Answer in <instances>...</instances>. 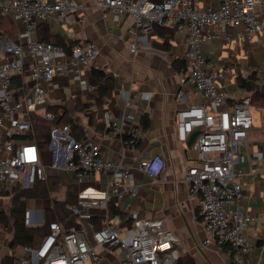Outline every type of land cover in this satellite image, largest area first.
I'll return each instance as SVG.
<instances>
[{"label":"built area","instance_id":"obj_1","mask_svg":"<svg viewBox=\"0 0 264 264\" xmlns=\"http://www.w3.org/2000/svg\"><path fill=\"white\" fill-rule=\"evenodd\" d=\"M102 17H132L131 52L138 40L153 32V27L175 28L182 43L186 71L179 81L175 100L181 105L174 116L179 143H187L196 133L185 155L190 161L184 181L191 193L199 196V207L207 234L204 243L224 249L230 264H243L252 247L246 232L251 217L240 206L242 184L236 166L239 148L253 127L250 97L233 103L226 100L227 69L222 64L209 67L202 50L211 41L229 42L225 29L236 30L235 39L242 41L256 35L264 38V0H95ZM84 10L72 1L0 0V14L19 23L22 30L17 40H3L0 60V196L3 192L28 189L46 179L44 150L34 142L16 139L31 131L30 115L46 103L47 86L56 77L73 73L81 89L87 81L79 77V67L88 66L98 56L93 42L74 44L69 53L60 46L34 38L37 27L49 19L66 20ZM59 55H64L58 59ZM28 75L30 84L20 88L17 100L13 78ZM192 87L195 104L184 105L185 85ZM40 115V114H39ZM49 122V140L45 149L49 168L62 170L75 181L95 174L112 172L110 195L101 199L79 200L66 208L74 216L77 229L65 231L49 223L47 233L34 247H24L20 264H113L114 253L120 264H177L180 252L177 237L160 219H134L130 227H119L117 217H109L108 203L133 199L138 194L129 169L121 162L103 156L100 145L92 140H76L69 126H60L58 118L43 112ZM134 117L123 116L109 124L110 132L121 137L126 147L137 143L140 128L132 127ZM264 128V121L260 124ZM108 134L103 138L107 139ZM195 155V156H193ZM138 169L156 178L164 169L159 155L142 159ZM13 186V187H12ZM6 192V193H7ZM105 212L101 228L90 230V212ZM23 222L28 227L43 225L41 210L26 209ZM5 264V263H0Z\"/></svg>","mask_w":264,"mask_h":264},{"label":"crops","instance_id":"obj_2","mask_svg":"<svg viewBox=\"0 0 264 264\" xmlns=\"http://www.w3.org/2000/svg\"><path fill=\"white\" fill-rule=\"evenodd\" d=\"M46 1L54 3L57 0ZM67 1L76 3L84 10V19L79 13L68 16L66 20L49 19L42 23L44 28L37 29L34 38L69 45L93 42L99 53L88 66L79 67V77L87 81L85 89H81L73 73L56 77L47 86L46 103L37 108L38 115L34 116L48 127L49 122L40 115L49 107L65 110L83 132L81 139L97 142L103 156L121 161L129 169L138 187V194L133 199L114 200L116 207L132 222L134 219L164 221L166 228L178 239L180 264H230V257L224 249L204 243L207 234L198 204L199 196L189 192L184 181L190 162L185 155L188 142L177 141L174 121L175 113L181 106L175 100V93L179 81L185 76L179 37L174 35L172 40H168V48L161 50L154 44L161 45L163 39L152 32L138 40L137 50L131 52L129 47L133 38L130 35V15L103 18L95 0ZM14 24L16 34L13 39L2 37L0 53L3 50L1 41L17 40V34L22 30L19 23ZM225 31L230 35L229 42L214 40L205 43L202 50L208 58L209 67L217 68L222 64L227 69L226 100L233 103L242 97L252 100L255 94L264 96V38L254 35L249 40L239 41L234 37L236 30ZM63 56L59 55L58 59ZM92 68L103 70L109 75L114 81V88L105 92L94 91L89 86ZM240 78L248 88L238 85ZM22 82L24 85L30 84L28 75ZM184 88V105L197 103L192 87L186 84ZM91 97H100L101 106L81 109L91 101ZM129 115L134 117L132 127L140 128V133L137 143L126 147L120 136L110 132L109 124L119 123L123 116ZM251 115L253 127L239 148L236 166L238 180L242 184L240 206L251 217L246 235L252 250L243 264H264V128L260 127L264 121V103L257 96L251 102ZM143 117L148 119L146 128L142 124ZM104 134L109 135L107 139L103 138ZM43 150L46 178L55 177L58 180L61 188L57 195L59 200L65 198L67 189L77 201L101 199L110 195L112 172L95 174L78 182L62 170L50 169V157ZM154 155L163 159L164 169L156 178H151L139 171L138 163ZM6 192L2 195H8L9 192ZM7 195L0 196V208L5 213L9 209L11 197ZM48 206L49 203L44 200H28L26 209L43 212ZM88 224L91 231L95 230L91 220ZM10 239V223L6 227L0 224V263L7 258L5 264H20L23 248L12 254ZM110 259L113 264H120L118 254L114 253Z\"/></svg>","mask_w":264,"mask_h":264},{"label":"trees","instance_id":"obj_3","mask_svg":"<svg viewBox=\"0 0 264 264\" xmlns=\"http://www.w3.org/2000/svg\"><path fill=\"white\" fill-rule=\"evenodd\" d=\"M16 26L12 19L9 16H2L0 14V40L2 37L8 39H13L16 34ZM43 24L37 27L38 30H41ZM153 32L160 38L163 39L161 45L154 44V47H158L161 50H166L168 48V40H172L174 35H176L175 28H166V27H153ZM41 42L51 43L56 46H60L64 49L66 53H69L72 44H66L64 42L52 43L48 40L39 39ZM185 66V64H184ZM186 71V67H185ZM91 77L89 80V86L96 92H105L110 91L114 88L113 79L107 75L103 70L92 68ZM13 89L15 90V98L18 100L22 96V87L24 84L21 77L13 78ZM238 85L241 88H248L246 82L243 79L238 80ZM259 99L264 103L263 95L255 94ZM254 96V97H255ZM252 97V100L253 98ZM251 100V102H252ZM92 102V103H91ZM91 106L100 107L101 98L100 97H91V101L84 105L83 108H89ZM47 112H50L57 116L58 125L60 126H69L72 136L76 140H80L83 137V132L79 126L69 117L68 113L59 108V107H49ZM31 121V131L25 135L15 137L16 139L28 140L34 142L40 149H46L49 140V126H45L44 122L37 118L34 115H30ZM143 127L148 126L147 117L142 119ZM61 188L59 182L55 177L46 178L44 181L36 182L28 189L18 188L10 197V205L7 213H5L0 208V224L7 226L10 223L11 230V239L9 242V249L11 253L14 254L24 247H34L38 242L45 236L47 233V228L49 223L56 222L60 224L65 231L71 229H77L78 224L75 221L73 215L66 208L67 205H75L77 202L76 198L72 195L69 189L65 191V198L63 200L58 199V193H60ZM28 200H44L49 203V206L42 212L43 213V225L38 227H28L24 225L23 215L26 210V205ZM116 201L111 200L108 203L107 213L109 217L115 216L119 220V227H130L132 221L127 219L122 211H120L116 205ZM91 215V224L95 230L101 228V221L105 217V212L92 210ZM10 258V257H9ZM180 259V258H179ZM7 258H5L2 263H5ZM177 264H180L178 260ZM189 264H193L192 262Z\"/></svg>","mask_w":264,"mask_h":264},{"label":"rangeland","instance_id":"obj_4","mask_svg":"<svg viewBox=\"0 0 264 264\" xmlns=\"http://www.w3.org/2000/svg\"><path fill=\"white\" fill-rule=\"evenodd\" d=\"M16 29V28H15ZM0 56L2 57L3 56V54L2 53H0ZM263 99H264V97H263ZM250 113H251V108H250ZM257 117H256V114H255V123L257 122V119H256ZM13 187V186H12ZM12 195V192H9L8 193V195L7 196H11ZM61 199H63V197H61ZM9 236H10V234H9Z\"/></svg>","mask_w":264,"mask_h":264},{"label":"water","instance_id":"obj_5","mask_svg":"<svg viewBox=\"0 0 264 264\" xmlns=\"http://www.w3.org/2000/svg\"><path fill=\"white\" fill-rule=\"evenodd\" d=\"M196 133L192 134L188 140V146L192 143L194 137H195Z\"/></svg>","mask_w":264,"mask_h":264}]
</instances>
